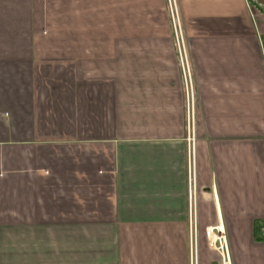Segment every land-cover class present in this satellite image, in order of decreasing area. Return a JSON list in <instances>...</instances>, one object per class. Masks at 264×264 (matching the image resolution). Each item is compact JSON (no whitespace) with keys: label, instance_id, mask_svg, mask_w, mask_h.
Segmentation results:
<instances>
[{"label":"crops","instance_id":"crops-1","mask_svg":"<svg viewBox=\"0 0 264 264\" xmlns=\"http://www.w3.org/2000/svg\"><path fill=\"white\" fill-rule=\"evenodd\" d=\"M176 1L194 145L167 0H0V264H264L261 10Z\"/></svg>","mask_w":264,"mask_h":264},{"label":"built area","instance_id":"built-area-1","mask_svg":"<svg viewBox=\"0 0 264 264\" xmlns=\"http://www.w3.org/2000/svg\"><path fill=\"white\" fill-rule=\"evenodd\" d=\"M169 3V8L171 12V17H172V25L175 31V36H176V41L177 45L180 51V56L181 58H185V65L186 68H189L188 61H187V55H186V43L184 39V31L182 27V23L180 20V15L177 7L176 0H168ZM190 132H192V136L189 138L190 142L192 145H194L195 142V135L194 131L195 129L190 128ZM191 169V170H190ZM190 172V196L191 200L195 203V169H194V160H193V169L189 168ZM205 236L206 239L209 243V247L211 249H214L216 251H220V256H221V264H229L228 261V250L226 246V241H225V236L224 233L219 230L218 228H209L205 230ZM216 237V238H215ZM260 237L262 240H264V228L261 229L260 231ZM193 243V242H192ZM196 244V243H195ZM225 256L227 257V261L225 259ZM196 264V262H195Z\"/></svg>","mask_w":264,"mask_h":264},{"label":"rangeland","instance_id":"rangeland-1","mask_svg":"<svg viewBox=\"0 0 264 264\" xmlns=\"http://www.w3.org/2000/svg\"><path fill=\"white\" fill-rule=\"evenodd\" d=\"M176 3H177V1H176ZM167 4H168V11H169L170 19L172 22V17H171V12H170V8H169L168 0H167ZM177 7H178V5H177ZM256 12L258 14L259 24L261 25V27H264V13H262V11L261 12L256 11ZM172 32L175 36V31H174L173 25H172ZM175 41H176V36H175ZM176 48H177V53H178V57H179L178 59H179L180 68H181V78H182V83H183L184 92H185L186 110H187V117H186L187 124H188V128L190 126V128L193 131V129H195V117H196L195 112H196V106H197V97H196V91H195L196 88H195L194 75H193L192 68H191V65L189 63L188 58H187V61H188L189 68L188 69L186 68L185 58H181V56H180V51H179V48L177 45V41H176ZM189 177H190V175H189ZM199 239L201 240V242L202 241L205 242L206 246L208 248H210L209 243L206 239V236H203V237L200 236ZM189 241L197 243L198 242L197 236L195 235L193 237V240L191 239V237H189Z\"/></svg>","mask_w":264,"mask_h":264},{"label":"water","instance_id":"water-1","mask_svg":"<svg viewBox=\"0 0 264 264\" xmlns=\"http://www.w3.org/2000/svg\"><path fill=\"white\" fill-rule=\"evenodd\" d=\"M252 2L258 7L264 9V0H252ZM212 264H219L218 262H213Z\"/></svg>","mask_w":264,"mask_h":264},{"label":"trees","instance_id":"trees-1","mask_svg":"<svg viewBox=\"0 0 264 264\" xmlns=\"http://www.w3.org/2000/svg\"><path fill=\"white\" fill-rule=\"evenodd\" d=\"M251 2H252V0H251ZM253 3V2H252ZM253 5L256 7V8H258L259 10H261L262 12H264V9H262V8H260V7H258L257 5H255L254 3H253Z\"/></svg>","mask_w":264,"mask_h":264},{"label":"bare ground","instance_id":"bare-ground-1","mask_svg":"<svg viewBox=\"0 0 264 264\" xmlns=\"http://www.w3.org/2000/svg\"><path fill=\"white\" fill-rule=\"evenodd\" d=\"M216 238V237H215Z\"/></svg>","mask_w":264,"mask_h":264}]
</instances>
